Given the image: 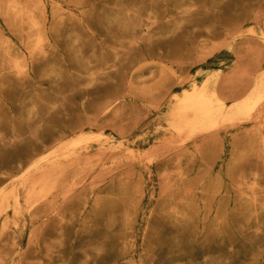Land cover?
Listing matches in <instances>:
<instances>
[{"label": "rangeland", "instance_id": "374dc122", "mask_svg": "<svg viewBox=\"0 0 264 264\" xmlns=\"http://www.w3.org/2000/svg\"><path fill=\"white\" fill-rule=\"evenodd\" d=\"M263 94L264 0H0V264H264Z\"/></svg>", "mask_w": 264, "mask_h": 264}, {"label": "bare ground", "instance_id": "6f19581e", "mask_svg": "<svg viewBox=\"0 0 264 264\" xmlns=\"http://www.w3.org/2000/svg\"><path fill=\"white\" fill-rule=\"evenodd\" d=\"M244 83H246V82L244 81ZM263 102H264V94L259 95L251 104L243 105L242 108H240L238 110V113H240L243 117L250 116V115H252V117L253 116L255 117L257 115L260 116L259 113L256 115H255V113L257 112V110H260L258 112H262L261 109H259V107L262 105ZM173 117L178 123V125H177V131L178 132H182L184 129H197L198 126L204 128V129H209V128H213L217 125V116H216V112L212 106V102L206 97L204 92L198 91L196 86H192L190 88V90L184 91V96L180 100L179 105L177 106ZM233 125H236V124H231V126H233ZM221 127H223V126H221ZM226 128H231V127L228 125V127H226ZM94 136H96V135H94ZM94 136H92V137H94ZM87 137H90V136H84L83 138H87ZM80 138H81V140H84L82 137H79L78 140ZM78 140H77V142H73L72 144H70V146H72V147L75 146L77 143H79ZM88 140H90V139L88 138ZM171 140H172V138H171ZM261 141H262V138H261ZM63 144L64 143H61V145H63ZM61 145H58V147H60ZM78 145H80V144H78ZM70 146H69V148H71ZM63 151H65V150H63ZM8 194H10V193H8ZM32 195H33V192H32ZM28 208H30V206Z\"/></svg>", "mask_w": 264, "mask_h": 264}]
</instances>
